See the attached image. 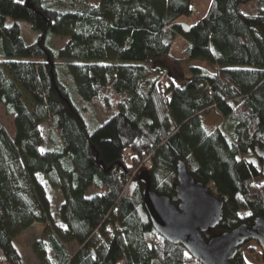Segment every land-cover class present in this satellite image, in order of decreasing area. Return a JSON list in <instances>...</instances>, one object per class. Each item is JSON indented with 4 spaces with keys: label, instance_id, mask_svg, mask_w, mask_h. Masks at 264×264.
<instances>
[{
    "label": "trees",
    "instance_id": "obj_1",
    "mask_svg": "<svg viewBox=\"0 0 264 264\" xmlns=\"http://www.w3.org/2000/svg\"><path fill=\"white\" fill-rule=\"evenodd\" d=\"M194 1L0 0V104L13 114L24 92L31 99V127L17 145L0 123V264H33L15 239L34 223L53 226L36 174L60 192L65 226L34 241L39 264H201L156 233L143 204L142 170L150 189L178 203L179 161L223 201L204 237L264 218L254 154L264 148V0H211L190 23ZM253 3V13L242 10ZM177 34L190 58L210 66H190L184 86L158 69ZM53 36L67 42L57 48ZM153 68L164 77H150ZM212 109L234 121L232 131L204 128L201 113ZM242 248L231 264H249L254 247Z\"/></svg>",
    "mask_w": 264,
    "mask_h": 264
},
{
    "label": "water",
    "instance_id": "obj_2",
    "mask_svg": "<svg viewBox=\"0 0 264 264\" xmlns=\"http://www.w3.org/2000/svg\"><path fill=\"white\" fill-rule=\"evenodd\" d=\"M33 7L32 4L29 5ZM173 25L188 29L186 22ZM53 80V76L51 75ZM254 154L261 162L264 178V148L254 147ZM145 183L142 191L143 204L148 218L156 231L166 241L181 245L190 256L201 264H231L239 248L247 241L257 243L264 255V218L256 217L251 223L213 234L203 233L218 226L223 218V201L211 193L204 183L195 180L181 161L176 166L175 186L178 203L174 204L166 194L150 189L147 170L138 173Z\"/></svg>",
    "mask_w": 264,
    "mask_h": 264
},
{
    "label": "rangeland",
    "instance_id": "obj_3",
    "mask_svg": "<svg viewBox=\"0 0 264 264\" xmlns=\"http://www.w3.org/2000/svg\"><path fill=\"white\" fill-rule=\"evenodd\" d=\"M90 1L95 4L97 3L98 0H90ZM210 1L211 0H195L193 4L199 8V15L197 16L192 15L189 19H187V21L190 23H194L200 20L201 18L200 10L201 9L205 10L208 4L210 3ZM241 8L244 12L251 14L257 10V5L256 3L250 5H242ZM20 24L25 36L29 35L31 33V30L28 28L29 26L23 22H20ZM66 42H67V38L65 37H59V36L52 37V43L57 48H62ZM187 47H188L187 40L184 39L180 34H177L172 49L170 51V54L164 57L165 59L164 63H160L158 68L160 71H163L165 68L166 72H168L169 75H171L170 72H172L173 82L179 86H184L189 81L191 76L189 70L190 66L194 65L205 69H209V65L205 60L190 58L189 55L186 53ZM164 74L163 76H161V73H159V71L156 68H153L150 70L149 76L152 78H159L160 76L164 77ZM162 81L163 83L167 82V80H162ZM22 104H23L22 108L16 109L15 113L13 114H7L5 112L4 107L0 104V123L3 126L4 130L6 131V133L8 134L11 141L13 142V144L15 145L19 143L21 137L31 127L30 121L25 114V112L31 111V99L29 98L26 92L23 93ZM95 112L98 121L100 123H103L106 120L105 112L97 108L95 109ZM201 121L204 128L208 132H213L217 127H222L224 131L230 132L233 130L234 127V121L222 117L221 114L218 113L216 109H212L208 113H201ZM40 126H41L40 127L41 132L44 133L46 125L42 124ZM142 162L143 164L149 162L148 156H146ZM36 177L37 180L44 186L45 194L49 201V213L52 219L51 221L52 225L57 228L62 226L63 228V223L61 222L59 216V208L63 201L60 192L58 190L52 189L44 181V179L40 176V174H36ZM261 190L262 192H264V185L261 186ZM94 192L95 190L93 188L88 189V195H91ZM52 227L47 226V228H43L41 224L35 223L27 230H25L19 236V238L15 239L14 245L19 250L21 256L29 259L33 264H39L38 259H36V257L33 254L32 244L34 243V241L39 239L46 241L47 233L52 232L54 230ZM61 244L63 245L68 255L73 254L77 249V245L73 242H66L61 239ZM251 245L252 247H254L253 251L245 254V258L247 262L250 263L249 258L253 257V259H255L257 263L261 264L260 261L261 258L259 257V254L261 253V249L259 248L256 242L248 241L246 244H244V246L242 245L243 247L242 250L246 251L248 246Z\"/></svg>",
    "mask_w": 264,
    "mask_h": 264
},
{
    "label": "built area",
    "instance_id": "obj_4",
    "mask_svg": "<svg viewBox=\"0 0 264 264\" xmlns=\"http://www.w3.org/2000/svg\"><path fill=\"white\" fill-rule=\"evenodd\" d=\"M191 13H192V15H194V16L199 15V11H198L195 7H192V8H191ZM261 184H262V183H261L260 181L257 182V185H258V186H261ZM249 259H250V264H259V263L256 262L255 259H253V257H250Z\"/></svg>",
    "mask_w": 264,
    "mask_h": 264
},
{
    "label": "crops",
    "instance_id": "obj_5",
    "mask_svg": "<svg viewBox=\"0 0 264 264\" xmlns=\"http://www.w3.org/2000/svg\"><path fill=\"white\" fill-rule=\"evenodd\" d=\"M253 4H254V3H253ZM248 5H250V4H248ZM209 67H210V66H209ZM221 116H222V115H221ZM222 117H223V116H222ZM61 222H62V221H61ZM62 223H63V222H62ZM34 224H35V223H34ZM32 225H33V224H32ZM32 225H31V226H32ZM31 226H30V227H31ZM64 227H65V226H64V224H63V228H64ZM28 228H29V227H28ZM28 228H27V229H28ZM59 228L63 229L62 226H60ZM73 243H74V242H73Z\"/></svg>",
    "mask_w": 264,
    "mask_h": 264
}]
</instances>
